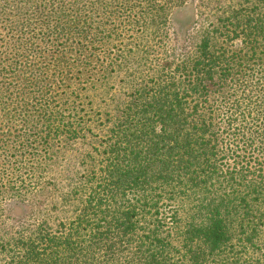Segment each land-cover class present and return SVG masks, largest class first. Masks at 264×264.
<instances>
[{
    "label": "trees",
    "instance_id": "1",
    "mask_svg": "<svg viewBox=\"0 0 264 264\" xmlns=\"http://www.w3.org/2000/svg\"><path fill=\"white\" fill-rule=\"evenodd\" d=\"M112 1L0 0V159H18L8 191L28 183L20 158L83 131L72 88L92 48L122 38L105 20ZM116 1L140 16L123 24L134 28L181 0ZM252 7H228L192 58L133 85L64 199L71 215L18 231L0 264H264V0Z\"/></svg>",
    "mask_w": 264,
    "mask_h": 264
},
{
    "label": "rangeland",
    "instance_id": "2",
    "mask_svg": "<svg viewBox=\"0 0 264 264\" xmlns=\"http://www.w3.org/2000/svg\"><path fill=\"white\" fill-rule=\"evenodd\" d=\"M258 2L181 0L169 6V14L168 11H161L158 17L150 16L147 25L134 28L123 24L140 16L135 13L129 16V13L124 12L122 3L116 0L111 2L114 7L111 6L112 10L107 9V13L117 12V18L105 20L111 22L112 29L118 27L124 30L120 35L122 38L107 47L92 48L93 55L90 57L91 54H88L86 62L93 67L83 73L84 83L72 88L67 82L63 89L66 93L77 89L78 95L71 96V100L75 102L72 108H77L78 114L84 119L80 136L68 145L56 144L48 149L41 147L39 152L20 158L28 166L22 172L28 183L15 190L20 193L8 191L10 188L5 186L6 181L0 182V263L4 262V258L6 260V253L3 255L1 246L15 238L18 231L30 234L42 222L53 224L65 221L66 216L71 215L73 204L64 207V199L72 191L76 180L86 175L90 166L100 157V140L106 134L108 115L114 114L121 107L120 104L127 100L133 85L142 77L154 75V71L160 67L176 66L192 58L200 48L206 32L214 29L215 25L221 27V20L225 16L223 11L228 7L243 10L253 8L252 5ZM94 20L99 21L97 17ZM96 22L94 31L98 27ZM238 44L231 48H241ZM112 64H115L112 71H96ZM81 75H77L76 71L75 77L71 78ZM66 113L68 117L75 116L69 111ZM11 154L4 163L0 159V180H6L7 170L12 172L17 166L18 159Z\"/></svg>",
    "mask_w": 264,
    "mask_h": 264
}]
</instances>
